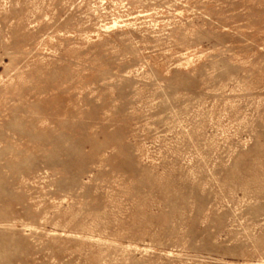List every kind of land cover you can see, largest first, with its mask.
Segmentation results:
<instances>
[{
  "label": "rangeland",
  "instance_id": "obj_1",
  "mask_svg": "<svg viewBox=\"0 0 264 264\" xmlns=\"http://www.w3.org/2000/svg\"><path fill=\"white\" fill-rule=\"evenodd\" d=\"M0 264H264V0H0Z\"/></svg>",
  "mask_w": 264,
  "mask_h": 264
}]
</instances>
